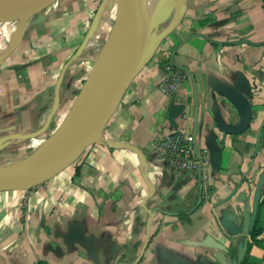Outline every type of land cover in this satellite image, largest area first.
Masks as SVG:
<instances>
[{
    "label": "crops",
    "instance_id": "crops-1",
    "mask_svg": "<svg viewBox=\"0 0 264 264\" xmlns=\"http://www.w3.org/2000/svg\"><path fill=\"white\" fill-rule=\"evenodd\" d=\"M107 2L55 0L0 21V33L12 30L0 39V166L19 162L27 144L38 148L74 105L108 43L95 54ZM166 7L138 72L80 158L27 190L0 192V264L263 263L264 247L244 252L258 184L264 242V0ZM110 8L116 13L117 0ZM166 63L186 74L171 94L160 90ZM220 88L250 103L244 133L218 129V119L241 121ZM159 128L191 135L196 153L208 152L204 182L159 157Z\"/></svg>",
    "mask_w": 264,
    "mask_h": 264
},
{
    "label": "water",
    "instance_id": "water-1",
    "mask_svg": "<svg viewBox=\"0 0 264 264\" xmlns=\"http://www.w3.org/2000/svg\"><path fill=\"white\" fill-rule=\"evenodd\" d=\"M55 0H26L17 3H0V21L8 19H24L41 10ZM140 0H117L116 20L118 32L124 38V47L126 49V61L130 59L129 67L125 70L119 79L116 88L111 96L105 101L92 116L88 117L89 122L87 129L81 135L72 137L64 136L61 125L58 129L49 136L27 159H21L23 164L22 172L16 177H5L0 179V192L11 190H27L33 186L38 185L46 179H34L32 175L39 164L50 161L54 155L47 153L55 146L60 148L81 147V152L89 144L96 140V137L102 131L107 121L118 105L124 91L138 72L143 59L144 53V32L140 29ZM163 18L155 19L148 27L146 36L149 37L151 32L163 21ZM123 40V39H122ZM126 42V43H125ZM219 93L225 97L237 110L241 121L238 126L231 127L224 125L218 119V129L227 135H239L244 133L251 121V107L250 103L241 93L235 90L220 88ZM210 154L211 163H216V151L211 145L207 146ZM79 154V155H80ZM79 157V156H78ZM62 165L59 172L65 167L72 165L77 159ZM56 172V173H57ZM54 173L53 175H55ZM51 175L50 177H52ZM262 185L258 184L253 201L251 215L246 223V233H250L254 227L258 209L260 205ZM233 231V229H229ZM245 247V246H244ZM243 247V250H244ZM238 259L234 264H240Z\"/></svg>",
    "mask_w": 264,
    "mask_h": 264
},
{
    "label": "bare ground",
    "instance_id": "bare-ground-1",
    "mask_svg": "<svg viewBox=\"0 0 264 264\" xmlns=\"http://www.w3.org/2000/svg\"><path fill=\"white\" fill-rule=\"evenodd\" d=\"M22 1L26 0H0V3H17ZM153 11V0H140V29L143 32ZM116 28L117 26L115 25L113 29ZM113 33L110 41L97 56L96 62L94 61L95 66L90 75V79L88 78L90 81L89 84H87V80L77 98V103L70 109L65 120L61 124L64 136L72 137L79 134L81 135L85 132L89 124L87 117L93 115L94 112L107 101L116 88L123 72L129 67L130 59L126 61V49L123 44L125 40L123 36L119 34L118 29H116L115 32L113 31ZM76 150L77 147L60 148L55 146L47 153V155L52 154L54 157L50 161L39 164L29 181L50 177L56 173L62 165L73 161L79 156L80 151L73 160L68 159L70 154H74ZM12 162L0 166V179L5 177H16L22 172V162Z\"/></svg>",
    "mask_w": 264,
    "mask_h": 264
},
{
    "label": "built area",
    "instance_id": "built-area-1",
    "mask_svg": "<svg viewBox=\"0 0 264 264\" xmlns=\"http://www.w3.org/2000/svg\"><path fill=\"white\" fill-rule=\"evenodd\" d=\"M163 71L164 80L160 90L171 94L185 80L186 74L170 63L163 65ZM194 142L193 136L182 131L165 132L159 128L155 137V150L161 159L170 163L176 175L191 174L204 182L205 168L209 162L208 152L197 154Z\"/></svg>",
    "mask_w": 264,
    "mask_h": 264
},
{
    "label": "rangeland",
    "instance_id": "rangeland-1",
    "mask_svg": "<svg viewBox=\"0 0 264 264\" xmlns=\"http://www.w3.org/2000/svg\"><path fill=\"white\" fill-rule=\"evenodd\" d=\"M106 1V0H105ZM115 0H111V6H112V4H113V2H114ZM154 1V6L156 7V11H157V13H156V17L155 18H157V16H162L163 14H164V11H166L167 10V1H169V0H153ZM174 1V0H173ZM108 3L109 2H107V8H106V11H105V15H103L102 16V18H101V24L99 25V27H94V33H96L97 31H98V38H97V40L96 39H94L95 40V43H96V49H97V51H95V54H97V52H98V50H99V48L101 47V45H103L104 43V45L103 46H105L106 45V43L107 42H109L110 41V39H111V37H112V35L114 34L113 33V28H114V26H115V18H116V13H112V9L110 8L111 6H109L108 5ZM110 8V9H109ZM95 13H97V12H95ZM155 16V15H154ZM160 16V17H161ZM154 18V17H153ZM153 18H151V21H152V19ZM147 23H149V24H147ZM146 23V28L144 29V42H147V39L149 38V37H147L146 36V32H147V30H148V27H149V25L151 24V22H150V20H148V22ZM96 24V23H95ZM13 29V28H12ZM12 31V30H11ZM10 31V32H11ZM10 33V32H8V30H3L1 33H0V39L3 37V33ZM95 35V34H94ZM3 52V50H2V48L0 47V56H2V53ZM95 56V55H94ZM94 56H93V59H94ZM90 70V69H89ZM78 98V97H77ZM77 103V99H76V101H75V103H74V105ZM73 105V106H74ZM72 106V107H73ZM71 109V108H70ZM70 111V110H69ZM69 111H68V113H69ZM67 113V114H68ZM66 114V115H67ZM66 115L63 117V119L61 120V122L59 123V126L62 124V122L65 120V117H66ZM58 126V127H59ZM92 144V143H91ZM90 145V144H89ZM88 145V146H89ZM37 146L38 145H36V144H33V143H31V144H27L26 146H25V150L24 151H22V153H21V159H27L29 156H31L32 154H33V152L36 150V148H37ZM88 146H86L84 149H83V151L81 152V154L79 155V157L78 158H80V156L84 153V151L87 149V147ZM28 156V157H27Z\"/></svg>",
    "mask_w": 264,
    "mask_h": 264
},
{
    "label": "trees",
    "instance_id": "trees-1",
    "mask_svg": "<svg viewBox=\"0 0 264 264\" xmlns=\"http://www.w3.org/2000/svg\"><path fill=\"white\" fill-rule=\"evenodd\" d=\"M258 215V214H257ZM258 218L256 217V221L254 224V227L252 228V230L250 231V239L251 242L247 244V247L245 248V257L248 255L250 248L253 245L259 246V247H264V242L262 239H260V235H261V230L258 227ZM246 259V258H244Z\"/></svg>",
    "mask_w": 264,
    "mask_h": 264
}]
</instances>
